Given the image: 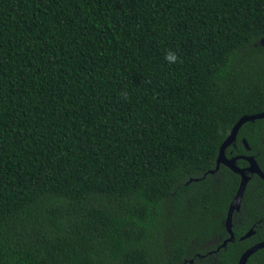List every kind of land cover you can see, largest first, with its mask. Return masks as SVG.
<instances>
[{
	"label": "trees",
	"instance_id": "trees-1",
	"mask_svg": "<svg viewBox=\"0 0 264 264\" xmlns=\"http://www.w3.org/2000/svg\"><path fill=\"white\" fill-rule=\"evenodd\" d=\"M263 112L264 0H0V264H238L264 181L216 251L241 178L209 171ZM235 145L264 172V119Z\"/></svg>",
	"mask_w": 264,
	"mask_h": 264
},
{
	"label": "water",
	"instance_id": "water-1",
	"mask_svg": "<svg viewBox=\"0 0 264 264\" xmlns=\"http://www.w3.org/2000/svg\"><path fill=\"white\" fill-rule=\"evenodd\" d=\"M263 118H264V112L256 114V115L243 116L234 126L231 132V135L226 139V141L221 146L219 155L216 161V169L209 171V174H214L219 170L220 166L223 165L229 168L234 173L238 174L241 178L239 190L230 204L227 219H226V229L230 237L226 241H224V243L216 251H219L221 248H225L229 242H233L235 239V236L232 230L233 216L235 212H238L241 209L242 201L244 198V193L251 179L250 175H257L264 181V172L261 170L260 166L258 165V163L253 157H244V159L248 161L249 167H247L246 169H241L236 164L237 158H232V159L228 158L226 155V150L228 149V147H230L235 142L236 137L243 125L249 122H254L259 119H263ZM245 146L247 149H249L247 142H245ZM198 180L199 179H195V181H198ZM254 233H255L254 229H251L244 237H242L241 240L250 238L252 235H254ZM261 249H264V242L258 243L252 246L251 248H249L248 250H246L244 254L241 256L238 264H247L250 257ZM190 263L193 264V260H191Z\"/></svg>",
	"mask_w": 264,
	"mask_h": 264
},
{
	"label": "clouds",
	"instance_id": "clouds-1",
	"mask_svg": "<svg viewBox=\"0 0 264 264\" xmlns=\"http://www.w3.org/2000/svg\"><path fill=\"white\" fill-rule=\"evenodd\" d=\"M165 60L169 63V64H175L178 62L179 57L177 56L176 52H174L173 50L169 49L165 55ZM121 96L127 98V93L122 92Z\"/></svg>",
	"mask_w": 264,
	"mask_h": 264
},
{
	"label": "flooded vegetation",
	"instance_id": "flooded-vegetation-1",
	"mask_svg": "<svg viewBox=\"0 0 264 264\" xmlns=\"http://www.w3.org/2000/svg\"><path fill=\"white\" fill-rule=\"evenodd\" d=\"M264 119V118H263ZM237 137H238V135H237ZM237 137H236V140H235V142L233 143L234 144V148L236 147V145H235V143L237 142ZM241 142L243 143V145L245 146V142H246V140H245V138H241ZM245 148H246V146H245ZM247 149V148H246ZM247 150H249V149H247ZM226 152H227V150H226ZM230 154H232V152L230 153ZM244 157H252V156H248V155H246V154H239V155H233L232 157H230L231 159L232 158H237V160H236V164H237V162L238 161H244V162H246V163H248V161L246 160V159H244ZM238 166V165H237ZM247 167H249V163H248V166H246L245 168H243V169H246ZM251 176H255V175H250V177Z\"/></svg>",
	"mask_w": 264,
	"mask_h": 264
}]
</instances>
